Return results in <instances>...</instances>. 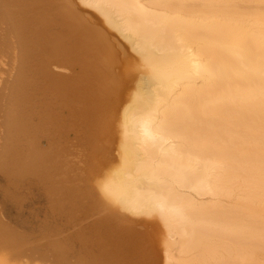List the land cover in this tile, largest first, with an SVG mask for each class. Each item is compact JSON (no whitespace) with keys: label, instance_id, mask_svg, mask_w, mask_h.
<instances>
[{"label":"bare ground","instance_id":"6f19581e","mask_svg":"<svg viewBox=\"0 0 264 264\" xmlns=\"http://www.w3.org/2000/svg\"><path fill=\"white\" fill-rule=\"evenodd\" d=\"M0 179L47 263L264 264V0H0Z\"/></svg>","mask_w":264,"mask_h":264},{"label":"rangeland","instance_id":"374dc122","mask_svg":"<svg viewBox=\"0 0 264 264\" xmlns=\"http://www.w3.org/2000/svg\"><path fill=\"white\" fill-rule=\"evenodd\" d=\"M3 184L4 182L0 179V190L3 187ZM2 195H3V192L1 190L0 191V208H2V213H3L5 222L8 223L11 228L13 229L15 228L16 232L18 231V233L21 232V234L23 233L26 236L30 235L29 237H31V235L36 236L37 234L36 229L38 228V225L41 224L40 221L44 219L43 210L46 207L44 199L41 196L34 194L33 197L29 196L30 199L28 198L29 200H27L23 208H19V207L17 208L12 203H5L4 197H3L4 195L3 196ZM34 197H35V200H34ZM29 201H30V204H29ZM257 209L258 211L264 214V207L261 206L260 208H257ZM2 245H0V264H57L56 262H53L52 260L51 262L49 259L47 263V260H46L47 258H45L44 256L38 257V255L36 254L30 255V253L28 254L27 252H18L16 249L18 247H13V246L5 247ZM258 254H259V258L262 261H264L263 259L264 252H258Z\"/></svg>","mask_w":264,"mask_h":264}]
</instances>
